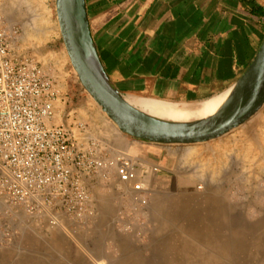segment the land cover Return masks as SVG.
I'll list each match as a JSON object with an SVG mask.
<instances>
[{
  "label": "rangeland",
  "instance_id": "374dc122",
  "mask_svg": "<svg viewBox=\"0 0 264 264\" xmlns=\"http://www.w3.org/2000/svg\"><path fill=\"white\" fill-rule=\"evenodd\" d=\"M0 10L18 31L16 52L55 79L57 108L67 100L64 119L79 116L114 152L111 136L122 133L91 103L65 58L54 0H0ZM38 30L43 35L35 38ZM253 133L221 148L212 141L154 145L122 134L152 148L143 155L159 167L147 175V203L111 172L109 182H89L93 222L69 233L26 229L0 247V264H264V120Z\"/></svg>",
  "mask_w": 264,
  "mask_h": 264
},
{
  "label": "crops",
  "instance_id": "0c3cea01",
  "mask_svg": "<svg viewBox=\"0 0 264 264\" xmlns=\"http://www.w3.org/2000/svg\"><path fill=\"white\" fill-rule=\"evenodd\" d=\"M85 3L101 63L126 98L192 103L219 97L248 68L264 39V0ZM66 101L60 98L56 117L64 124L80 120L64 119ZM111 144L137 163L156 166L143 155L152 149L146 145L114 132Z\"/></svg>",
  "mask_w": 264,
  "mask_h": 264
},
{
  "label": "built area",
  "instance_id": "2783aa9c",
  "mask_svg": "<svg viewBox=\"0 0 264 264\" xmlns=\"http://www.w3.org/2000/svg\"><path fill=\"white\" fill-rule=\"evenodd\" d=\"M17 37L0 10V247L36 226L69 233L93 222L89 182H109L111 172L145 205L147 175L159 167L109 152L81 120L58 122L56 81L16 52Z\"/></svg>",
  "mask_w": 264,
  "mask_h": 264
},
{
  "label": "water",
  "instance_id": "95a60500",
  "mask_svg": "<svg viewBox=\"0 0 264 264\" xmlns=\"http://www.w3.org/2000/svg\"><path fill=\"white\" fill-rule=\"evenodd\" d=\"M59 33L81 87L124 135L154 145H195L223 137L264 106V39L251 64L224 93L217 110L204 118L174 121L129 103L112 83L96 50L85 0H54ZM220 94V95H222Z\"/></svg>",
  "mask_w": 264,
  "mask_h": 264
},
{
  "label": "bare ground",
  "instance_id": "6f19581e",
  "mask_svg": "<svg viewBox=\"0 0 264 264\" xmlns=\"http://www.w3.org/2000/svg\"><path fill=\"white\" fill-rule=\"evenodd\" d=\"M40 31L41 30H38V32H40ZM42 35H43L42 32H40L39 35L37 34L34 36H35V38H37L39 36L41 37ZM30 36H32V35H30ZM66 56H67V54L65 52V58H66ZM225 96H226V94H222L216 98H212V99L201 101V102H192V103H183V102L178 103V102L162 101V100H155V99H148V98H137V97H128V98L125 97V98L133 106H135L138 109H140V110H142L148 114H151L153 116L163 118V119H168V120H174V121H190V120H195V119H199V118H204L206 116L213 114L217 110L219 105L222 103ZM90 101L94 106L97 107V109L99 111H101L100 107L97 106V104L95 103V101L92 98H90ZM102 114H104V116L106 117L104 112H102ZM250 120H251V122L247 125H242L240 127L241 129L239 131H237L238 129L232 131V132H235V133H233L232 136L227 137L229 135L226 134V135H224L225 137H221V139H216V140L212 141L213 143H211V147L221 148L222 146H226L229 142H231L230 139L231 140L232 139L233 140L238 139V140H242L244 142L247 137L251 136V134H254L253 130L257 129V127H259V123L262 120H264V106ZM233 140H232V142H233ZM193 149H195V146L193 147ZM188 159H189V157H188ZM200 171H201V169H200ZM203 180H204V177H203Z\"/></svg>",
  "mask_w": 264,
  "mask_h": 264
}]
</instances>
